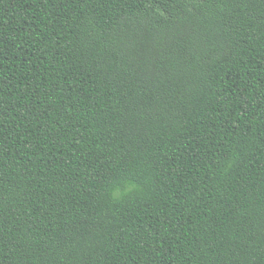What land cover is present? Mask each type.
Returning <instances> with one entry per match:
<instances>
[{"label":"trees","instance_id":"1","mask_svg":"<svg viewBox=\"0 0 264 264\" xmlns=\"http://www.w3.org/2000/svg\"><path fill=\"white\" fill-rule=\"evenodd\" d=\"M0 264H264V0H0Z\"/></svg>","mask_w":264,"mask_h":264}]
</instances>
